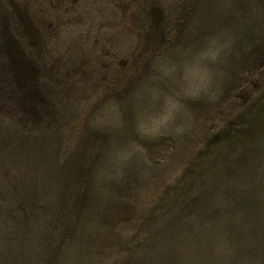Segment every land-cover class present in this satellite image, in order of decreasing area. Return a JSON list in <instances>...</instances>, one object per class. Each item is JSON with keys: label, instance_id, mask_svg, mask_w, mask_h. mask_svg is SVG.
Instances as JSON below:
<instances>
[{"label": "rangeland", "instance_id": "374dc122", "mask_svg": "<svg viewBox=\"0 0 264 264\" xmlns=\"http://www.w3.org/2000/svg\"><path fill=\"white\" fill-rule=\"evenodd\" d=\"M0 264H264V0H0Z\"/></svg>", "mask_w": 264, "mask_h": 264}]
</instances>
